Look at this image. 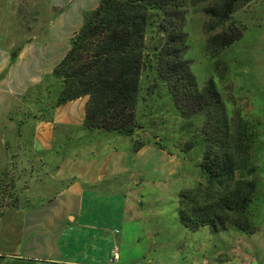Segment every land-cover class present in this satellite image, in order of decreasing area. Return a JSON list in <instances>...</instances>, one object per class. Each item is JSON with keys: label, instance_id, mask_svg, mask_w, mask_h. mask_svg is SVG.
<instances>
[{"label": "trees", "instance_id": "obj_1", "mask_svg": "<svg viewBox=\"0 0 264 264\" xmlns=\"http://www.w3.org/2000/svg\"><path fill=\"white\" fill-rule=\"evenodd\" d=\"M253 1L101 0L52 73L61 84L54 108L87 97L84 129L132 138L134 153L148 143L134 139L143 129L139 106L146 72L155 74L147 92L160 83L179 116L200 123L196 137L204 152L197 167L204 182L178 194L180 222L192 232L207 227L214 234L253 235L259 229L254 151L260 124L240 112L230 114L216 82L209 79L201 87L186 58L189 8L204 16L206 51L216 57L243 37L233 16ZM155 145L167 150L158 139Z\"/></svg>", "mask_w": 264, "mask_h": 264}, {"label": "crops", "instance_id": "obj_2", "mask_svg": "<svg viewBox=\"0 0 264 264\" xmlns=\"http://www.w3.org/2000/svg\"><path fill=\"white\" fill-rule=\"evenodd\" d=\"M100 1L49 0L48 7L55 15L43 37H31L33 29L28 26L29 38L22 46L12 41L6 48L0 47V173L7 169L10 156L22 150L23 113L18 97L40 83L45 53L50 51L51 44L67 45L60 56L58 50L51 49L56 52L54 58L60 61L64 58L70 49L69 41L81 28L85 15L95 10ZM1 3L6 2L0 0V9ZM7 4L18 10L23 3L9 0ZM3 37L5 34L0 39ZM56 65L52 64L49 73H53ZM5 96L12 99H4ZM86 98L57 106L53 110L55 115L47 119L31 115L35 122L31 148L42 155L38 157L43 167L30 175L28 190L20 198L24 205L7 207L0 213V264H182L179 247L173 245L175 241L161 243L163 236L168 237V223L163 222L161 214L152 216L143 212L140 198L135 196L134 180L120 182V174L131 173V169L128 164H117L118 159L112 162L117 157V148L109 141L103 148L106 141L98 140L97 136L105 134L84 129ZM76 105L80 107L78 115ZM57 128H61L59 134ZM58 138L63 145L85 139L82 144L85 151L81 152L79 147L71 152L78 157L94 152L90 154L93 161L85 158L82 165L79 162L65 165L62 159L52 171L43 163V156L58 150L66 157L71 145L55 149ZM88 139L99 141L98 147ZM147 150L159 154L163 161L164 166L159 165L157 172L168 178L180 176L184 166L180 153H171L148 141L134 158ZM166 182L158 180L156 184ZM178 224L177 230L189 231L180 219ZM143 237L147 239L145 246ZM137 247L141 248L139 252ZM116 249L119 259L112 262Z\"/></svg>", "mask_w": 264, "mask_h": 264}, {"label": "rangeland", "instance_id": "obj_3", "mask_svg": "<svg viewBox=\"0 0 264 264\" xmlns=\"http://www.w3.org/2000/svg\"><path fill=\"white\" fill-rule=\"evenodd\" d=\"M8 1L5 0L6 3H1L0 37L5 34V38L0 39V47L6 48L12 41L20 42L16 44L22 46L29 38L28 26L33 29L31 37H43L55 15L48 7L49 0H21L23 4L18 10L13 5L9 7ZM233 20L244 29L243 37L218 56L211 57L206 51V36L203 31L205 18L201 13L189 8L187 22L190 50L186 58L190 61L191 70L201 87L209 79L216 82L230 114L240 112L247 120L260 124L261 139L254 151L260 188L257 201L259 229L255 234L246 235L236 230L210 234L211 230L207 227L200 228L195 232H182L181 228L177 230L176 227H179V193L177 194V192L188 187L192 188L191 186L194 187L198 180L204 182L201 171L197 167L203 158L204 144L200 138L196 137L200 123L193 121L192 125L191 122L179 116L163 85L159 83L153 93L146 91L154 83L155 74L153 72L149 71L144 75L142 95L144 100L139 106V120L143 129L138 131L134 139L153 143L158 139V141H162L169 152L180 153V157L184 161V166L179 171L180 176L168 178L157 172L160 166H164L163 161L159 154L154 155L149 150L134 158L132 138L104 132L100 133L105 136H97L98 140L106 141L103 143V148L107 141L112 143L113 148H117V157L116 159L113 157L112 162L118 159L117 164H128L131 173L120 174L119 179L120 182L135 181V196L140 198L143 212L151 213L152 216L161 214L160 218H163V222L168 223V229H170L167 233L168 237L163 236L166 241L162 239L161 243L169 244L174 240L175 244L173 245L179 247L182 264H191L192 261L193 264H264V0H255L240 9L234 14ZM69 44H71V40ZM50 47V51L45 53V64L40 76V83L33 89L30 88L26 93H21V96L18 97L23 113L22 133L24 139L20 144L21 152L18 151L16 156H10L7 169L0 173V213L7 207L24 205L20 198L28 190L30 175L43 167L38 157L42 155L34 152L31 148L35 123L31 118L34 115L41 119H47L55 115L53 110L56 108L54 106L57 103L61 84L49 72L52 64L58 65L60 59L53 57L56 52H52L51 49L58 50L60 56L64 52L63 48H66L67 45L53 43ZM17 50L18 48L12 53V57ZM3 98L12 99L10 96ZM78 108L80 107L76 105L77 115ZM60 129H56L58 134ZM72 133L77 134V131L73 130ZM192 141H195L194 147L187 149V145ZM74 142H66L64 146L58 138L54 143L55 149L68 148V144H71L68 156L63 157L60 150V153L58 150H54L43 156L45 166L50 167L53 171V167L58 166L62 159H65V165H75V162L82 165L85 158L93 161L94 157L90 154H94V152L89 154L87 152L86 156L73 155L71 152L73 148L81 147L79 150L85 151V145H82L85 143V139ZM88 142H95L92 144L98 147L99 141L88 139ZM74 144L77 146L75 147ZM158 180L167 182L157 186ZM158 196L161 198L158 199ZM176 233L178 234L175 235ZM176 237L178 238L175 239ZM146 243L147 239L143 237V246ZM140 249L137 247L136 252H139ZM124 252L129 254L128 251Z\"/></svg>", "mask_w": 264, "mask_h": 264}, {"label": "built area", "instance_id": "obj_4", "mask_svg": "<svg viewBox=\"0 0 264 264\" xmlns=\"http://www.w3.org/2000/svg\"><path fill=\"white\" fill-rule=\"evenodd\" d=\"M119 259V254H118V251H117V249L114 251V253H113V256H112V259H111V261L112 262H115V261H117Z\"/></svg>", "mask_w": 264, "mask_h": 264}]
</instances>
